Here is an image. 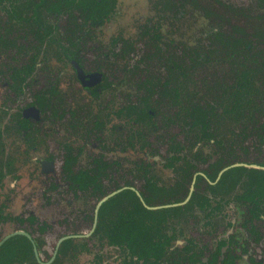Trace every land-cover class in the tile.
Listing matches in <instances>:
<instances>
[{"label":"flooded vegetation","instance_id":"1","mask_svg":"<svg viewBox=\"0 0 264 264\" xmlns=\"http://www.w3.org/2000/svg\"><path fill=\"white\" fill-rule=\"evenodd\" d=\"M113 1L105 21L82 27L79 13L70 18L58 0H0V189L10 175L4 158L10 148L12 174L34 156L40 171L32 177L42 180L18 213L0 206V264H264L261 179L238 171L221 181L239 164L264 170V144L250 139L251 161L199 179L217 156L213 141L192 144L183 122L163 120L168 112L158 111L174 113L173 107L136 120L130 105L140 108L135 80L146 76L143 65L137 68L148 52L140 42L146 25L163 36L168 53L177 43L159 15L141 20L131 36L103 40ZM55 5L60 12L49 9ZM188 5L211 22L203 43L225 30L220 24L245 25L264 14L260 0H170L169 7L179 12ZM130 41L140 43L137 53ZM143 63L160 84L170 79L156 57ZM72 85L77 90H66ZM102 166L103 193L93 183L81 187L88 178L79 174ZM36 197L51 212H38Z\"/></svg>","mask_w":264,"mask_h":264},{"label":"trees","instance_id":"2","mask_svg":"<svg viewBox=\"0 0 264 264\" xmlns=\"http://www.w3.org/2000/svg\"><path fill=\"white\" fill-rule=\"evenodd\" d=\"M58 1L65 4L64 12L70 18H76L79 13L82 27L90 20L102 23L112 10L111 0H79L78 3L76 0ZM49 9L59 11L60 7L55 5ZM146 26L140 42H146L148 52L137 63V68L143 65L141 68L146 71V76L135 80L136 88L142 92L140 108L136 110V105H130L136 111L135 119L146 121L147 118L150 119V109L158 111L159 106L173 107L174 113L163 109L158 111L162 114L168 112V117L163 116V120L173 122L175 118V122H183L182 127L190 129L189 133L194 139L192 144L198 141L210 144L213 141L217 156L209 163L208 169L198 175L199 179L205 174L214 180L223 168L232 163L251 161L248 159L247 141L254 139L264 144V14H258L257 20H247L245 25L232 24V32L215 33V39H211L210 43L198 40L196 44L186 45L174 41L177 45L172 46V53L165 50L169 46L163 36L155 35L152 25ZM127 43L128 49L137 53L138 42ZM154 57L170 71V79L164 85L159 83L160 79L155 75L154 68L143 63ZM199 68L213 71H210L209 79L202 80L199 88L188 93L183 83L189 82L190 76ZM155 94H158L159 99L154 105L152 99ZM227 121L228 130L223 126ZM181 143L185 144L179 141ZM213 155L207 160L212 161ZM189 168L196 169L192 164ZM238 171L255 173L262 182L256 192H264V170L249 168L243 164L227 169L221 175V181L227 183ZM79 176L88 178L81 187L93 183L103 193L104 184L101 179L106 176L105 166L92 171L85 169ZM148 200L151 202V199ZM105 207L106 203L101 209L104 210ZM143 209L153 213L144 206Z\"/></svg>","mask_w":264,"mask_h":264},{"label":"rangeland","instance_id":"3","mask_svg":"<svg viewBox=\"0 0 264 264\" xmlns=\"http://www.w3.org/2000/svg\"><path fill=\"white\" fill-rule=\"evenodd\" d=\"M169 6L170 0H117L112 19L100 29L102 38L107 41L109 37L117 33H126V35L131 36L134 32L138 31V23L141 22V20H146V18L150 16L156 17L158 15L161 16V19H164V32L175 38L177 43H184L186 45L196 44L198 40L202 41L204 39L203 36L205 32L211 30V22L209 23L206 19L200 17V10H198V8L195 9L188 5L177 12L173 8L170 9ZM236 24L244 25L243 23ZM220 25H223L225 32L233 31L234 26L230 24ZM217 28L219 27L217 26ZM210 71L212 72L213 70H206L203 68L196 70L193 75L190 76L189 82L183 83L188 93L199 88L198 85L204 78L209 79ZM73 89L77 90V87L72 85L66 88V90L70 91H73ZM106 98L107 97H105V99ZM3 117L4 121H2V123L7 120V116ZM226 123L227 124H223V126L228 130L229 121ZM4 153V158L8 160L7 168H9V170H7V172L10 175L6 178L3 188L0 189V206L4 208L5 213L13 212L16 214L27 205L26 203L32 194V190L36 188L39 190L41 188L42 180L40 179V181H38L37 177H32V174L36 171H40V166L38 163H34V156H29L28 160L31 163L25 168L22 161L20 165L23 166H19V174L15 177V174H12V149L10 148L8 151H4ZM14 177L17 179H12ZM32 202L38 212L43 214L51 212V208H46L47 206L44 205L41 198L36 197ZM11 230L12 226L6 228V232H10ZM243 264L247 263L244 262Z\"/></svg>","mask_w":264,"mask_h":264}]
</instances>
